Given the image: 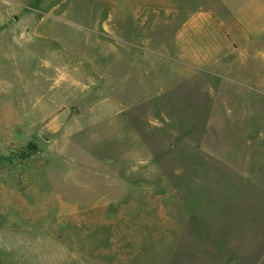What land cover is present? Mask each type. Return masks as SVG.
<instances>
[{"label": "rangeland", "instance_id": "1", "mask_svg": "<svg viewBox=\"0 0 264 264\" xmlns=\"http://www.w3.org/2000/svg\"><path fill=\"white\" fill-rule=\"evenodd\" d=\"M227 1L0 0V264H264V31Z\"/></svg>", "mask_w": 264, "mask_h": 264}, {"label": "crops", "instance_id": "2", "mask_svg": "<svg viewBox=\"0 0 264 264\" xmlns=\"http://www.w3.org/2000/svg\"><path fill=\"white\" fill-rule=\"evenodd\" d=\"M224 5L232 6V3H230V1L228 2L227 0H224ZM245 6H246V9L241 8L240 11L238 9L234 11L233 7H229V9H231V11L233 12L234 17L230 18L231 19L230 21H226V20L224 21L222 19H219L216 21L218 24L217 27L219 30V35H222L223 34L222 30H225L226 33L232 38V40L234 41L237 40L238 42H240V44H243V45L246 42H249V38H250L247 34H245L246 26L242 25L246 17L250 18V19H247V23H251L252 28H255L256 31L257 30H260L261 32L264 31V0H247L245 2ZM203 17L204 16L202 14H194L184 25L181 33L180 32L178 33V37L182 38V36L186 35L187 41L191 42L190 39H193V38L191 37L192 35L190 34L189 30L198 29L201 26V24H203V22L205 21ZM185 28H187L186 29L187 34L185 33L186 32ZM214 54L216 55L217 52L215 51ZM189 55L190 54H187V57L182 58V59H188V60L197 59V60H204V61H208L210 59L206 56H201V57H191L190 56L189 57ZM218 59L220 58H217V57L213 58V60H218Z\"/></svg>", "mask_w": 264, "mask_h": 264}]
</instances>
